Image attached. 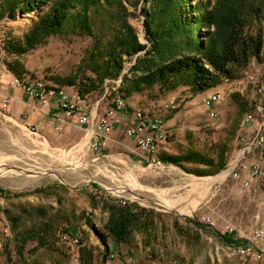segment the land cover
Listing matches in <instances>:
<instances>
[{
	"label": "rangeland",
	"instance_id": "1",
	"mask_svg": "<svg viewBox=\"0 0 264 264\" xmlns=\"http://www.w3.org/2000/svg\"><path fill=\"white\" fill-rule=\"evenodd\" d=\"M142 11L140 4L131 23L142 42H146ZM37 18L33 12L0 20L2 59L17 61L23 80L77 87L91 104L107 103L105 93L114 94V99L123 94L119 89L134 74L138 54L125 60L116 78L106 79L90 92L80 91L96 79L95 72L84 62L92 45L88 36L54 34L25 54L16 57L9 53L8 42L22 39ZM262 27L264 30V23ZM210 30L214 31L215 26ZM71 76L76 78V85L60 80ZM223 82L227 84L223 90L204 91V98H213L217 91L223 94L222 100L213 98L215 101L208 105L203 98L201 102L207 109H198L187 120L193 124L189 130L193 141L203 143L207 154L218 159V147L226 148V165L218 169L190 162L183 163L184 168L164 164L159 150L150 154L138 148L140 151L130 152L134 156H129L110 148L105 150L108 143L95 150L91 145V124L86 130H70L68 125L62 133L53 130L44 138L28 129L8 128L2 123L0 264H264V254L262 258L259 254L241 256L215 232L224 231L230 223L235 238L252 242L256 250L264 252V236H257L259 229L264 230V148L255 147L242 159L251 169L258 170L257 177L252 178L247 171H240L241 178L233 176L235 169L239 171L236 164L243 137L257 132L264 137V113L257 116L255 112L258 103L264 106V89L260 91L258 87L264 86V50L261 62L253 58L237 79L225 78ZM191 92L190 88L178 92L184 98L180 103L175 90L161 91L158 85L141 93L160 100L159 112L164 113L172 98L176 99V106L171 112L186 111L190 106L184 108V103ZM137 109L144 111L143 107ZM251 113L255 120L248 122L246 117ZM246 128L248 133H242ZM140 161L151 165L137 167ZM197 169L212 172L197 174ZM245 179L250 180L249 185L242 187ZM41 189L43 196L35 193ZM106 197L143 211L142 219L146 221L128 240L110 241L111 252L116 253L110 260L88 221L104 231L109 215L105 212ZM41 206L43 212L38 209ZM207 217L215 221V230L205 222ZM63 230L71 233L66 234V241H75L76 235L80 237L78 243L63 242Z\"/></svg>",
	"mask_w": 264,
	"mask_h": 264
},
{
	"label": "trees",
	"instance_id": "2",
	"mask_svg": "<svg viewBox=\"0 0 264 264\" xmlns=\"http://www.w3.org/2000/svg\"><path fill=\"white\" fill-rule=\"evenodd\" d=\"M140 4L146 42L131 23ZM33 12L38 18L22 39L8 42L9 53L16 57L25 54L54 34L90 37L92 45L84 62L96 79L86 89L80 88L81 92H90L106 79L116 78L125 60L138 54L134 74L119 89L126 98L156 85L161 91L188 86L194 94L202 93L225 78L237 79L253 58L261 62L264 50V0H0V20ZM212 26L214 31L210 30ZM8 65L19 76V63ZM60 80L76 85L73 76ZM217 155L215 159L193 149L178 155L161 154L159 159L183 168V163L190 162L218 169L226 165L223 145ZM208 172L212 169L195 171ZM104 206L109 213L104 231L88 221L110 255L111 240H128L146 221L143 211L128 203L106 199ZM215 232L229 245L247 244L232 233Z\"/></svg>",
	"mask_w": 264,
	"mask_h": 264
},
{
	"label": "built area",
	"instance_id": "3",
	"mask_svg": "<svg viewBox=\"0 0 264 264\" xmlns=\"http://www.w3.org/2000/svg\"><path fill=\"white\" fill-rule=\"evenodd\" d=\"M9 60H3L0 54V78L4 74L12 75V84L22 87L27 91L33 98L37 99L42 104H49L51 99L58 97L59 107L62 112L60 114H50L47 124L48 126L57 133H62L66 127L77 120L81 124H91L93 125V131L91 136V145L95 150L103 149L106 147L108 141V134L111 133L113 128L121 123L120 112L121 110L127 108V98L114 99V94H104V99L107 101V109L104 113L99 116H92L90 113H86L88 108H91V102L87 95L83 96L80 94L78 88L76 90H67L66 88H58L53 86H45V81H25L23 77L14 76L10 67L8 65ZM250 79H253V75H250ZM259 90L262 91L264 86L262 84L258 85ZM204 100L209 105L213 103V98H208L205 96ZM0 101L2 102L3 108L7 109L10 103L8 96L1 94ZM176 106V99L172 98L166 104L164 109H171ZM264 113V106L258 103L257 116ZM214 114V113H212ZM135 123L127 128V135L131 137L137 147L143 151L150 154H154V143H160L161 136V121L160 114L152 117L150 115H142V109H137L135 111ZM254 118H251L249 122H253ZM29 129L33 132H40V127L38 125H30ZM244 145L240 149L241 156H239V161L237 162V168L233 172V176L236 178H241L240 171H247L250 176L257 177L258 170L251 169L242 159L246 157V154L252 151L255 147L264 148L263 134L260 132L255 133L252 137H243ZM250 180L245 179L242 183V187L249 185ZM205 222L215 228V221L210 217L205 219ZM215 230V229H214ZM234 229L230 223L225 226L224 231H219L223 233H231ZM66 234H71L68 231L63 230V236L61 240L69 245L71 243H78L80 237L75 235V241H66ZM264 230H258L257 236L261 239L263 238ZM235 247H242L243 256L246 254H259L262 258L264 252L256 250L257 246L254 243L247 242V244ZM116 253L111 252L108 255L109 260L114 258ZM132 260V259H131Z\"/></svg>",
	"mask_w": 264,
	"mask_h": 264
},
{
	"label": "crops",
	"instance_id": "4",
	"mask_svg": "<svg viewBox=\"0 0 264 264\" xmlns=\"http://www.w3.org/2000/svg\"><path fill=\"white\" fill-rule=\"evenodd\" d=\"M12 75L4 74L2 78H0V95L4 94L9 97L10 103L7 109L3 108L2 102L0 101V129L1 124L5 123L8 128H17L21 130H29V132L34 133L36 135H40L44 138H47L54 131L48 126L47 121L50 114H60L62 112L59 107L58 97L51 99L49 104H42L37 99L33 98L24 88L16 86L12 84ZM227 86L226 83L222 82L216 87L210 88L207 91H215V90H223ZM188 86H180L175 90V93L178 94L181 90H187ZM145 90L143 92H146ZM139 93V94H137ZM128 96L129 106L120 112L121 123L116 125L111 133L108 134L107 141L108 145L105 150L113 149L116 152H123L126 155H133V153L138 149L134 140L126 134V130L129 126L135 123V111L139 107H143L144 111L152 117L160 114V117L163 118L164 126L163 132L164 136L161 139L160 143H158L156 149H154V153L158 150V155L160 157L161 154H179V150H183L185 153L189 150H203V143L198 145L197 142L193 141L192 135L189 133V130L192 129V125L188 124V117L196 114V111L202 108L207 109L205 105L202 104V99L206 92L194 94L191 92L190 99L186 100L184 103V108L187 106L188 109L184 112L181 110L177 112H169L164 109L165 112L160 113L161 101L153 100L148 98L147 94L137 92ZM173 94H169L171 96ZM178 98V101H182L184 98L181 95H175ZM141 98H144L141 101ZM214 98V97H213ZM163 101V100H162ZM213 101H215L213 99ZM194 105V106H193ZM200 105V106H199ZM199 106V107H198ZM219 106V105H218ZM221 106H219L220 108ZM107 109V103L103 104L101 101H97L95 104H91V108L86 110V113H90L92 116H98L105 112ZM168 112V113H166ZM201 122V121H200ZM30 125H38L40 127V132H33L29 129ZM217 128H219V123L216 124ZM69 129H87V124H81L77 120H75L72 124H70ZM250 127V126H249ZM242 133H248L249 128L243 129ZM167 132V133H166ZM174 134V136H173ZM239 134V132H238ZM140 151V150H139ZM138 154V153H136ZM182 154V153H181ZM134 156V155H133ZM137 156V155H136ZM151 157V155H150ZM154 158V157H153ZM161 162V161H159ZM158 162V163H159ZM164 163V162H163ZM150 166L151 163L142 162L137 163V167ZM167 164V163H164ZM43 196V190H39L35 192ZM106 199L111 200L110 197H106ZM44 207L41 206L38 208L43 212ZM108 213V210L106 211Z\"/></svg>",
	"mask_w": 264,
	"mask_h": 264
},
{
	"label": "bare ground",
	"instance_id": "5",
	"mask_svg": "<svg viewBox=\"0 0 264 264\" xmlns=\"http://www.w3.org/2000/svg\"><path fill=\"white\" fill-rule=\"evenodd\" d=\"M0 54H1V57H2V54H3V49H2V47L0 46ZM46 86V85H45ZM58 88H66V87H63V86H58ZM67 90H76V88L74 87V86H72V87H70V88H66ZM214 98H217L218 100H222V98H223V94H221L220 92H215V95L213 96ZM124 97L122 96V95H118L117 97H115V99H123ZM166 110H168V111H170L171 109H166ZM257 111H258V105H257V107H256V110H255V112L257 113ZM142 115H148V114H146V112H144V111H142ZM251 118H254V120H255V117H254V115L251 113V114H249V115H247V117H246V121H250L251 120ZM160 120H163V118L162 117H160ZM163 126H164V121H161V136H160V141H161V139H163V136H164V132H163ZM167 133V132H166ZM263 143H264V137H263ZM157 145H158V143H154V149H156V147H157ZM235 247V246H234ZM234 250H235V252H237V253H239V255H241V256H243V251H242V249L240 248V247H235L234 248ZM247 255V254H246Z\"/></svg>",
	"mask_w": 264,
	"mask_h": 264
}]
</instances>
